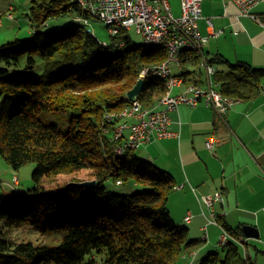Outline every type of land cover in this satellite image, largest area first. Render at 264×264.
<instances>
[{"label":"trees","instance_id":"obj_1","mask_svg":"<svg viewBox=\"0 0 264 264\" xmlns=\"http://www.w3.org/2000/svg\"><path fill=\"white\" fill-rule=\"evenodd\" d=\"M71 1L33 0L32 41L23 42L26 33L20 29L0 45V156L15 170L36 164L34 187L26 196H0V264H178L198 243L167 209L176 180L136 158V150L118 155L123 144L114 139L118 122L107 120L129 103L127 92L142 71L166 60L168 51L149 52L125 32L103 46L80 27L40 31L49 20L73 12ZM8 8L6 16L14 20L16 8ZM180 57L183 68L175 75L186 84H203L200 56ZM207 61L224 62L219 55ZM230 68L214 75L220 93L240 102L263 94L264 69L245 63ZM166 91L161 78L146 80L140 106L155 108ZM51 111L72 112L67 131L42 123L39 114ZM87 171L96 187L73 185L85 181L78 176ZM109 181L145 189L116 195L107 191ZM27 227L50 235L56 245L17 242L13 233ZM59 231L65 235H51ZM211 256L203 264L219 261L218 254ZM237 256L231 247L223 264H234Z\"/></svg>","mask_w":264,"mask_h":264},{"label":"crops","instance_id":"obj_2","mask_svg":"<svg viewBox=\"0 0 264 264\" xmlns=\"http://www.w3.org/2000/svg\"><path fill=\"white\" fill-rule=\"evenodd\" d=\"M172 2L173 14L180 15L181 1ZM253 11L262 23L243 16L232 0H202L199 28L208 37L202 52L207 60L217 55L223 59V63L213 66L217 72H221L222 66L229 68L237 63L264 69V3ZM216 31L222 34L213 38ZM182 68L175 67V74ZM201 73L200 85H204V68ZM216 115L203 102L196 108L180 106L178 112L170 114L169 131L173 136L146 144V156L176 180L177 187L169 195L167 209L176 224L179 220L189 226L188 233L199 246L197 256L196 251L191 252L196 260L198 256L212 254L226 230L233 237L231 241L243 246L247 264H252L250 251L264 259V92L254 101H238L224 117ZM211 139L215 142L214 151L206 147V141ZM215 193L221 195V201L214 208L206 207L203 197ZM189 216L191 219L186 221ZM244 226L255 228L259 236L247 238L242 232ZM218 258L217 263H221Z\"/></svg>","mask_w":264,"mask_h":264},{"label":"built area","instance_id":"obj_3","mask_svg":"<svg viewBox=\"0 0 264 264\" xmlns=\"http://www.w3.org/2000/svg\"><path fill=\"white\" fill-rule=\"evenodd\" d=\"M84 19H93L102 22L115 37L120 32L128 33L131 28L143 38L144 48L155 51L166 49L168 57L153 67L145 68L139 79L151 80L161 78L167 82V93L161 98L153 109H143L139 102V96L131 100L123 111L107 116L111 122H118L114 132V139L121 140L123 144L116 149L118 155H123L126 150H138L155 140H163L173 136L169 131L171 125L170 114L178 112L180 106L196 108L203 102L207 107L214 109L216 114L224 117L238 103L237 100L227 97L217 90V84L212 77L217 72L208 64L202 51L208 42V37L201 34L199 20L203 18L202 0H180L181 13L173 14L170 0H72ZM239 8V12L245 17L262 23L254 14V9L264 0H232ZM11 18L12 16L9 15ZM208 26L212 22L207 20ZM264 25V24H263ZM222 34V31L212 33L213 38ZM99 43V41H98ZM102 44V43H101ZM107 46L108 44H102ZM195 54L201 58V67L205 70V84L185 83L182 77L174 74L172 67L181 68V55ZM176 88L180 93L174 94ZM264 88V87H263ZM216 115V116H217ZM130 133L124 142L125 131ZM209 151H214L213 139L206 141ZM15 186L19 184L18 179ZM221 201V195L203 197L206 207L214 208ZM191 216L186 217L189 221ZM211 224H218L209 220ZM220 247L230 244L231 235L226 230L222 231Z\"/></svg>","mask_w":264,"mask_h":264},{"label":"rangeland","instance_id":"obj_4","mask_svg":"<svg viewBox=\"0 0 264 264\" xmlns=\"http://www.w3.org/2000/svg\"><path fill=\"white\" fill-rule=\"evenodd\" d=\"M32 1L33 0H0V19L2 21V26L0 27V45L8 41L14 40L16 36L15 33L20 32V29H23V31H25L26 33L22 35L23 42L32 41L33 39V37L31 36L32 31L29 26L30 22L28 20L30 19L29 14H30V8L32 6ZM172 1L173 0L169 1L171 5L173 4ZM73 4L74 3L72 2L71 5L73 6V9H72L73 12H70L66 16H62L58 19L54 18V19L49 20L48 21L49 26L48 27L42 26L40 31L47 32V31H52V30H64V29H68L71 27H80L81 29H83V31L89 32L90 34H92L99 41V43L109 44L112 38V34L108 30V27L104 25L102 22L96 21L93 19L75 18L77 13L74 10L75 6ZM10 6H13L14 8H16L13 12L14 20H11V21H9L6 16L8 14V9H9L8 7ZM176 15H179V14H176ZM27 34L30 36L28 37L29 38L28 40H26V37L28 36ZM127 34L130 37L132 43H134L135 45L137 44V46L139 47L140 46L144 47V43L142 42L143 38L137 33L136 29L131 28V30ZM146 50L148 51V49ZM174 68L175 67L173 66V70L175 74L177 70ZM220 69H221L220 71L225 70V72H227V70L228 71L231 70L230 67L228 68L226 66H222ZM165 95L166 94L164 93V95L161 98H163ZM72 115L73 114L71 111L41 112L39 114V119L42 121V123L53 124V125H56L61 131H67L68 127L72 124V122H69ZM124 133H125V139H124V142H125L129 138L130 133H128V130L127 132L125 131ZM147 146L148 145L145 144L144 147L135 151L136 158L143 160V161L154 163L152 159L146 156ZM154 164L159 166L160 168L159 170H163V167L161 165L157 163H154ZM35 168H36L35 163H29L23 166L22 168H20L19 170H15L8 163H6V160L3 157L0 156V196L4 195L9 198H21V197L26 196L30 192V190H32L34 187L32 174ZM86 175L90 177L89 171L80 174V176H78V179L85 180L83 182H90L88 181V178H86ZM16 179H18V182H19L17 186H15ZM105 185H106V189L108 192H111L116 195L117 194H127V193L133 194L135 192H141L145 189L143 186H139L138 188H130L133 186L130 184L120 187V186L114 185L112 181H109ZM176 221L178 223L177 225L179 224L186 225L182 221H179V220H176ZM205 232H203L204 235H206ZM13 234H15L14 237L16 238L15 240L17 242H33L35 244L56 245L55 242H51V240H55L53 239V237H49L50 235L48 234L40 233L39 230H36L34 228L27 227L19 231H15ZM51 235L53 236L62 235L63 236L65 235V233L59 231V232H54V234L52 233ZM217 245L218 247L214 251H212V254L213 253L218 254L220 258L222 259V261L221 263L211 262L208 264H223L226 261L225 257H227V254L230 250V246L226 245L224 247H220L219 239L217 241ZM196 246L197 247L195 248V250H188L184 258L180 259L181 261H179L178 264H203L204 260H206L207 258L213 257V256L209 257L210 254L208 253V254H205L204 257L198 256L196 260V256L198 252H200L198 248L199 247L198 244ZM231 246L235 247L238 250V256L236 257L237 259L235 260L236 261L235 264H247V260L244 257L245 253H244L243 246L238 244V242L236 241H231ZM194 251H196V256H195V253L191 254V252H194ZM250 252H251L250 262L252 264H264V259L262 257L256 256L254 251H250Z\"/></svg>","mask_w":264,"mask_h":264},{"label":"water","instance_id":"obj_5","mask_svg":"<svg viewBox=\"0 0 264 264\" xmlns=\"http://www.w3.org/2000/svg\"><path fill=\"white\" fill-rule=\"evenodd\" d=\"M143 86H144V80L138 79L135 87L131 91L127 92V97L131 100L136 99V97L140 95V92H142ZM95 184L96 182L94 181V182H81L78 184L74 183L73 185H77V187L80 186L83 188L93 189L96 187ZM242 232H244L247 238H254L259 236L256 229L249 226H244Z\"/></svg>","mask_w":264,"mask_h":264},{"label":"bare ground","instance_id":"obj_6","mask_svg":"<svg viewBox=\"0 0 264 264\" xmlns=\"http://www.w3.org/2000/svg\"><path fill=\"white\" fill-rule=\"evenodd\" d=\"M127 34V33H126ZM128 35V34H127ZM176 67V66H175ZM143 90V89H142Z\"/></svg>","mask_w":264,"mask_h":264}]
</instances>
